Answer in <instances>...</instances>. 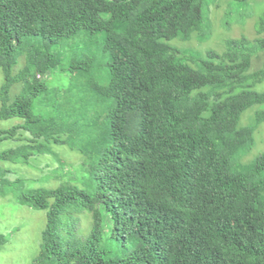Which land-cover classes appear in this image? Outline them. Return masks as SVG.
<instances>
[{
	"label": "trees",
	"instance_id": "obj_1",
	"mask_svg": "<svg viewBox=\"0 0 264 264\" xmlns=\"http://www.w3.org/2000/svg\"><path fill=\"white\" fill-rule=\"evenodd\" d=\"M210 4L0 0V122L18 120L0 129V142H21L0 151V163L29 164L51 145L85 157L82 176L60 174L50 189L0 173V195L44 214L35 264H264V151L244 161L264 123V91L252 89L264 68L249 72L264 37L227 39L222 53L196 59L169 44L201 36L206 18L220 14ZM82 30L103 34L109 59L108 83L83 90L105 106L101 121L61 97L36 104L50 70L80 77L91 67V57L64 65L53 51ZM254 106L252 124H240ZM5 242L0 235V249Z\"/></svg>",
	"mask_w": 264,
	"mask_h": 264
},
{
	"label": "rangeland",
	"instance_id": "obj_2",
	"mask_svg": "<svg viewBox=\"0 0 264 264\" xmlns=\"http://www.w3.org/2000/svg\"><path fill=\"white\" fill-rule=\"evenodd\" d=\"M251 5L230 4V0H209L212 7H219L220 14L212 16L208 23L207 18L204 23L201 36L194 37L191 41L171 40L169 44L175 46L186 58L194 59L203 56L208 50L222 53L225 50V41L231 38L245 37L252 40L256 37H264V31L256 32V21L259 14L264 11L263 0H246ZM254 13L246 18L247 13ZM103 34H91L82 30L78 36L66 42L64 47H54L53 51H58L66 60L64 65L70 60L78 58L81 54L91 57L92 64L89 69L83 72L80 77L73 76L68 71L60 72L53 69L45 76L46 92L38 96L37 106H45V103L55 102L59 97L66 102L64 107H71L76 111H83L93 116H98L99 120L104 118V108L102 101L96 103L95 96H91L86 90L87 84H97L103 86L108 83V55L102 51ZM198 39V40H197ZM86 47V50H84ZM24 65V56L21 55L13 68V73ZM264 68V50L252 48V60L249 72H254ZM3 83V73L0 68V86ZM18 85L12 87L11 95L18 92ZM252 89L264 91V78L256 83ZM260 106H254L246 110L241 118L240 124H252L254 112L261 110ZM40 109V108H38ZM95 119V117H94ZM18 122L17 119H8L0 122V129L9 128ZM255 145L249 156L244 158L247 162L261 151H264V123L257 127L255 133ZM21 142L16 140H3L0 142V151L8 148H15ZM29 164L0 163V173L4 178L14 179L19 177L29 180L31 187L54 188L59 184L58 175L77 171L83 168L85 157L75 150L69 149L66 145H51V152L45 157H30ZM3 169H10L11 172H3ZM13 172V173H12ZM82 176L78 171L75 177ZM33 181V182H32ZM44 214L42 211H34L24 205H20L8 195H0V235L4 236L6 242L0 249V264H35V260L40 253V232L44 224ZM80 231H86V223L79 222ZM35 262V263H34Z\"/></svg>",
	"mask_w": 264,
	"mask_h": 264
}]
</instances>
